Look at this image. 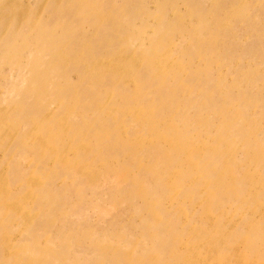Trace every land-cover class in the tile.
<instances>
[{"label":"rangeland","instance_id":"1","mask_svg":"<svg viewBox=\"0 0 264 264\" xmlns=\"http://www.w3.org/2000/svg\"><path fill=\"white\" fill-rule=\"evenodd\" d=\"M195 263L264 264V0H0V264Z\"/></svg>","mask_w":264,"mask_h":264},{"label":"bare ground","instance_id":"2","mask_svg":"<svg viewBox=\"0 0 264 264\" xmlns=\"http://www.w3.org/2000/svg\"><path fill=\"white\" fill-rule=\"evenodd\" d=\"M3 10H4V9H3ZM3 10H2V11H3ZM195 264H196V263H195Z\"/></svg>","mask_w":264,"mask_h":264}]
</instances>
